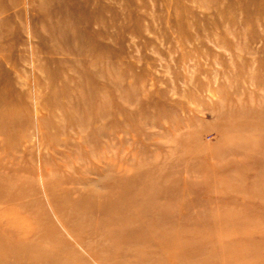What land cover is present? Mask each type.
<instances>
[{
    "label": "rangeland",
    "instance_id": "374dc122",
    "mask_svg": "<svg viewBox=\"0 0 264 264\" xmlns=\"http://www.w3.org/2000/svg\"><path fill=\"white\" fill-rule=\"evenodd\" d=\"M0 264H264V0H0Z\"/></svg>",
    "mask_w": 264,
    "mask_h": 264
},
{
    "label": "bare ground",
    "instance_id": "6f19581e",
    "mask_svg": "<svg viewBox=\"0 0 264 264\" xmlns=\"http://www.w3.org/2000/svg\"><path fill=\"white\" fill-rule=\"evenodd\" d=\"M258 230H260V229H258ZM204 260L207 261L206 259H204ZM204 260H203V261H204ZM205 261H204V262H205Z\"/></svg>",
    "mask_w": 264,
    "mask_h": 264
}]
</instances>
